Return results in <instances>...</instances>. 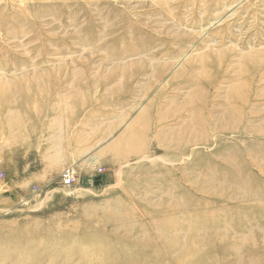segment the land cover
Segmentation results:
<instances>
[{"label": "rangeland", "instance_id": "obj_1", "mask_svg": "<svg viewBox=\"0 0 264 264\" xmlns=\"http://www.w3.org/2000/svg\"><path fill=\"white\" fill-rule=\"evenodd\" d=\"M0 264H264V0H0Z\"/></svg>", "mask_w": 264, "mask_h": 264}, {"label": "built area", "instance_id": "obj_2", "mask_svg": "<svg viewBox=\"0 0 264 264\" xmlns=\"http://www.w3.org/2000/svg\"><path fill=\"white\" fill-rule=\"evenodd\" d=\"M74 172L71 170H66L61 175L62 184L65 186H70L76 180V176H74Z\"/></svg>", "mask_w": 264, "mask_h": 264}, {"label": "bare ground", "instance_id": "obj_3", "mask_svg": "<svg viewBox=\"0 0 264 264\" xmlns=\"http://www.w3.org/2000/svg\"><path fill=\"white\" fill-rule=\"evenodd\" d=\"M204 11H205V10H204ZM229 15H231V14H229ZM214 22H215V21H214ZM202 36H203V35H202ZM5 103H6V102H5ZM2 104H3V103H2ZM68 170H69V169H68ZM70 170H71V169H70ZM64 171H66V170H64ZM64 171H63V172H64ZM71 171H72V170H71ZM63 172H62V173H63ZM72 172H73V171H72Z\"/></svg>", "mask_w": 264, "mask_h": 264}]
</instances>
